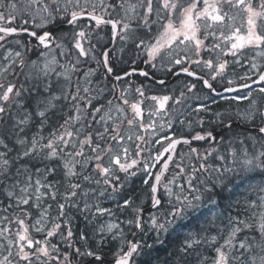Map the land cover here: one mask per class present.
<instances>
[{"label": "snow or ice", "instance_id": "6c2138e0", "mask_svg": "<svg viewBox=\"0 0 264 264\" xmlns=\"http://www.w3.org/2000/svg\"><path fill=\"white\" fill-rule=\"evenodd\" d=\"M0 264H264V0H0Z\"/></svg>", "mask_w": 264, "mask_h": 264}, {"label": "trees", "instance_id": "16d2710c", "mask_svg": "<svg viewBox=\"0 0 264 264\" xmlns=\"http://www.w3.org/2000/svg\"><path fill=\"white\" fill-rule=\"evenodd\" d=\"M17 2L19 3V0H17ZM109 30H110V29H109ZM132 79L137 80L138 82L141 81V80H143V78H140V77H133ZM198 144H199V146H201V147H207V145L204 144V142H198ZM183 150L186 151V150H187L186 147H185ZM138 182H139V181H138Z\"/></svg>", "mask_w": 264, "mask_h": 264}, {"label": "rangeland", "instance_id": "374dc122", "mask_svg": "<svg viewBox=\"0 0 264 264\" xmlns=\"http://www.w3.org/2000/svg\"><path fill=\"white\" fill-rule=\"evenodd\" d=\"M237 71H238V72L240 71L239 68H237ZM241 74H242V73H241ZM179 83H180V82H177V84H175V85H173V86H177ZM173 86H171V88H172ZM157 90H158V92L163 91V90H161V89H159V88H157ZM177 94H178V93H177ZM177 127H179V126H177ZM156 147H159V146H156ZM137 184H139L138 181H137ZM106 206H110V205H106ZM78 223H79V221H78ZM81 226H82V225H81Z\"/></svg>", "mask_w": 264, "mask_h": 264}, {"label": "flooded vegetation", "instance_id": "af4514ba", "mask_svg": "<svg viewBox=\"0 0 264 264\" xmlns=\"http://www.w3.org/2000/svg\"><path fill=\"white\" fill-rule=\"evenodd\" d=\"M143 66V65H142ZM170 77H173V76H170ZM186 78L184 77V76H181V77H179V78H177L176 80H177V82H181V81H183V80H185Z\"/></svg>", "mask_w": 264, "mask_h": 264}, {"label": "water", "instance_id": "95a60500", "mask_svg": "<svg viewBox=\"0 0 264 264\" xmlns=\"http://www.w3.org/2000/svg\"><path fill=\"white\" fill-rule=\"evenodd\" d=\"M255 86H257V85H255ZM255 86H254V87H255Z\"/></svg>", "mask_w": 264, "mask_h": 264}]
</instances>
